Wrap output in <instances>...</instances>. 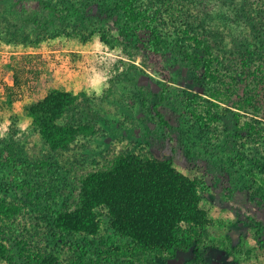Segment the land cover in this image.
<instances>
[{"label": "rangeland", "instance_id": "374dc122", "mask_svg": "<svg viewBox=\"0 0 264 264\" xmlns=\"http://www.w3.org/2000/svg\"><path fill=\"white\" fill-rule=\"evenodd\" d=\"M15 1L0 0V196L36 215L37 222L20 225L24 236L65 256L69 248L53 224L52 212L69 200L79 171L102 163L118 150L147 152L170 157L180 172L205 181L200 206L211 219L204 253L208 264H264L263 240L255 234L264 225V192L257 180L253 182L264 174V136L254 146L240 129L249 114L240 120L233 116L235 97L248 95L251 77L244 78L238 69L235 88L228 87L232 91L216 85L227 94L228 100L219 101L224 115L215 129L202 128L191 111H202L210 103L207 81L197 78L166 40L162 49L172 80L164 88L165 80L143 58V43L150 32L143 22H126L116 9L118 0H46L52 2L51 8L39 13L24 0ZM189 1L190 10L204 21L201 27L214 26L210 32L222 52L231 56L236 51L248 61L251 55L246 51L251 49L248 44L256 23L249 20L248 24V17L237 20L230 3L240 15L248 0ZM251 51L255 56L264 49ZM101 84V95L91 92L93 85ZM55 87L81 95L79 113L69 112L62 121L85 122L94 131L61 153L46 145L25 111L27 104ZM255 101L264 107V94ZM255 118L264 127V116ZM243 146L257 160L253 176L246 177L238 165ZM8 148L14 149L13 161L6 158ZM65 239L83 246L91 264H125L128 258L111 253L113 247L125 249L129 240L114 232L106 219L96 236L78 233ZM10 249L12 260L0 264L21 261ZM191 255L190 250L178 251L173 259L152 258L151 263L182 264Z\"/></svg>", "mask_w": 264, "mask_h": 264}, {"label": "trees", "instance_id": "16d2710c", "mask_svg": "<svg viewBox=\"0 0 264 264\" xmlns=\"http://www.w3.org/2000/svg\"><path fill=\"white\" fill-rule=\"evenodd\" d=\"M24 2L38 13L52 3L46 0ZM247 2L245 12L240 15L236 5L230 3L237 20L248 17V24L249 20L256 23L252 31L254 35L248 44L251 49L246 51L251 55L248 61H244L236 51H231V56L234 54L232 57L222 52L219 42L210 32L214 26L201 27L204 21L201 15L190 10L189 0H118L116 9L122 11L126 22H143L150 32V38L143 43V58L146 65L165 80L164 88L172 80L162 49L166 40L189 63L197 78L209 82L206 85L211 95L210 103L202 111H191L202 128L215 129L224 115L223 110L219 109V101L228 100L225 97L227 94L216 85L224 87L227 92L232 91L228 87L235 88L234 82L238 79L235 71L238 69L244 78L251 77L246 89L248 95L235 97L237 109L233 116L240 120V116L249 114L243 119L240 129L244 135L252 138L254 146H259L264 127L255 116H264V107L256 104L255 100L264 94V51L254 56L252 53L255 52L251 50L260 46L264 49V0ZM35 22L36 19L31 25ZM103 36L107 38L106 34ZM17 81L18 76L14 75L13 82L16 84ZM80 97L78 93L55 87L25 107L31 124L39 131L42 140L57 153L70 149L78 139L91 136L94 132L85 122L62 121L69 112L79 113L77 104ZM188 101H194V97ZM155 111L161 119L162 114L157 109ZM13 150L7 149L8 160L13 161ZM246 150L245 146L240 149L243 158L239 153L238 165L244 168L246 177H249L253 176L252 167L257 160L252 159ZM74 171L75 167L72 174ZM256 180L264 192V174L258 175L253 182L256 183ZM205 191L203 179L183 174L176 169L170 157L118 150L102 163L82 168L76 186L70 188L69 200L52 212L53 224L63 238L65 247L69 248L65 256L39 246L32 236H24L20 225L37 222L36 215L21 204L0 196V260L11 261L14 254L10 247H13L21 260L18 264H91L83 246L66 240L65 236L78 233L96 236L102 221L106 219L114 232L129 240L126 250L120 247L111 250V253L119 252L128 257L124 260L125 264H152V258L166 262L177 257L178 251L189 250L192 255L184 258L182 264H208L204 253L211 219L200 206ZM258 228L260 230L256 229L255 234L263 240L264 245L261 230H264V225Z\"/></svg>", "mask_w": 264, "mask_h": 264}, {"label": "clouds", "instance_id": "9594fccd", "mask_svg": "<svg viewBox=\"0 0 264 264\" xmlns=\"http://www.w3.org/2000/svg\"><path fill=\"white\" fill-rule=\"evenodd\" d=\"M102 90H103V84H101V85H93L92 88H91V92H95V94L97 96L102 94ZM91 92H90V94H91Z\"/></svg>", "mask_w": 264, "mask_h": 264}]
</instances>
